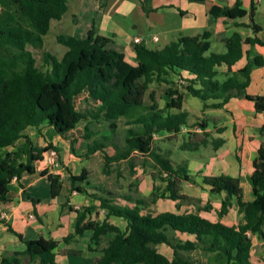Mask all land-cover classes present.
<instances>
[{
  "label": "trees",
  "instance_id": "16d2710c",
  "mask_svg": "<svg viewBox=\"0 0 264 264\" xmlns=\"http://www.w3.org/2000/svg\"><path fill=\"white\" fill-rule=\"evenodd\" d=\"M256 1L249 14L253 28L259 31L261 27L254 20ZM68 9L69 0H0V201L11 200L9 191L13 178L20 179L25 172H35L36 162L43 160L51 149L57 150L53 143L36 145L24 133L26 128L48 122L65 135L85 120L84 138L88 140L85 156L102 151L104 173H111L113 162L130 159L135 152L149 155L165 174L167 184L163 196L177 200L179 206L186 202H194L197 206L196 211L184 213H144L143 209L157 199L156 191L147 197L138 190L132 195L94 185L95 192L90 195L100 200L99 208L105 217L91 219L93 213L98 216L96 205L79 207L75 231L80 234L93 229L92 239L97 244L104 235L113 234L96 264H196L186 259L184 252L197 248L209 253L208 264H251L252 236H264V141L253 163V200L244 199L239 177L228 174L202 177L203 184L210 186L211 192L225 193L219 217L227 214L234 204L238 206L244 218L237 224L203 217L200 210H210L212 205H197L196 200L181 193L180 188L182 180L196 182V175L188 173L187 164H174L169 155L157 152L154 147L155 135L177 134L189 125V112L183 109L185 92L200 98L205 109H212L224 107L235 92L247 89L251 63L224 81L217 78L218 66L233 65L242 57L244 40L241 35L234 33L226 38L227 52L223 54L210 51L212 33L209 30L194 36L181 35L160 49L138 43L137 64H132L123 52L109 47L110 37L100 34L93 26L85 37L57 34V42L67 50L59 57L44 49V69L37 65L29 46L44 48V37L51 29V21L61 19ZM211 13L236 18L246 15L247 10L237 0L233 6H214ZM246 41L264 45L259 37ZM263 62L257 59L258 64ZM182 72L191 77L183 76ZM172 73L181 74L183 91L174 85ZM154 81L169 84L164 106L158 101L156 89L151 88ZM84 92H88V99L94 103L82 111L76 107L75 97ZM246 97L254 102L257 112L264 113V95L248 94ZM121 119L127 126L123 144L114 139ZM102 121L108 124L109 132L97 136L98 131L92 125ZM209 124L204 119L200 123L202 130ZM260 131L264 135V126ZM190 134L191 131H186L188 138L181 144L182 149L197 150L207 143L205 138L192 140ZM20 138L25 141L17 146ZM223 141L222 138L213 140L214 148ZM109 146H114V153H108ZM9 147L15 149L4 152ZM42 173L45 175L47 171ZM89 175L86 167L78 175L70 174L71 188L89 193L86 188L91 184ZM48 178L52 196L56 197L63 189L62 177L51 173ZM111 216L124 219L126 228L111 223ZM9 229L24 240L27 247L11 256H3L0 264H22L25 256L40 264H58V241L44 237L25 240L11 225ZM177 232L195 238L183 240ZM72 237L69 235L64 240ZM160 243L173 248L172 259L159 252L156 246Z\"/></svg>",
  "mask_w": 264,
  "mask_h": 264
},
{
  "label": "crops",
  "instance_id": "0c3cea01",
  "mask_svg": "<svg viewBox=\"0 0 264 264\" xmlns=\"http://www.w3.org/2000/svg\"><path fill=\"white\" fill-rule=\"evenodd\" d=\"M236 2L237 0H69V9L63 17L51 21V28L55 25L56 28L60 27V31L65 30L59 33L78 37H85L90 28L95 26L100 34L111 38L109 47L123 52L132 64H137L136 37H142L144 39L142 43L147 47L160 49L181 35L194 36L209 30L212 33L210 51L223 54L227 52L226 38L234 33L241 35L244 40L242 57L233 65L223 63L218 66L217 78L224 81L245 67L247 63H251L252 70L247 89L235 92L224 107L212 109H205L204 102L194 99V96L187 93L184 95L183 109L189 112V124L193 116L199 115L191 109L192 105H197L198 110L213 118L212 122L208 119L209 117L207 118L210 124L206 130L210 131L211 138L197 149L200 151L204 146L203 149L209 153L206 155L200 151L199 154H195L192 151L196 150L184 149L188 153H184V158L179 160L174 158L169 147L158 145L157 148L154 145L157 152L169 155L176 165L187 164L188 173L196 175V182L182 180L180 188L181 193L193 197L197 205L205 206L209 203L212 205V209H202L200 214L211 221L221 220L227 224L239 223L244 218L243 214L234 204L227 214L222 218L219 217L218 211L221 209L225 193L211 192L210 186L203 184L202 177L220 174L239 177L244 190V199L253 200L251 182L254 171L253 163L264 141V135L260 131V128L264 126V113L257 112L254 102L246 97L248 94L264 95V62L263 64L257 63V59L264 61V45L246 41L254 37L264 40V0L256 1L254 20L261 27L259 31L253 28L249 14L254 0H240L241 6L247 10V14L242 17L229 18L215 16L211 13L214 6H233ZM156 37L157 40L154 39ZM66 50L67 48L63 49L64 52ZM181 74L191 77L187 72ZM181 74H171V80L176 87L181 86ZM159 85L166 86L165 88L169 86L165 82L154 81L151 88L156 89L155 86ZM81 99L84 100L82 108L79 107ZM91 102L94 103L88 99V92L75 97L76 107L82 111L85 110V104ZM80 123L65 135L58 133L48 122L25 129L24 133L29 135L36 145L45 146L53 143L56 146L59 155L58 165L50 163L46 153L43 160L36 162L35 172H25L20 179H12L9 191L11 200L0 201V260L3 256H11L16 251H24L27 247L25 241L9 229L11 225L15 231L23 235L25 240L44 237L58 241L59 245L56 250L58 264H96L102 249L108 245L113 234L104 235L101 242L97 244L92 239L93 229H86L80 234L75 231L76 209L79 207L96 205L98 216L93 213L91 219L103 220L105 217L104 211L99 208L100 200L90 195L95 192L94 185L132 195L135 193L133 187L138 186V192L147 197L156 191L157 199L143 209L144 213L164 211L184 213L197 210L194 202L181 203L179 206L177 200L164 197L162 193L167 182L164 180L165 185L158 187L161 189L159 193L150 176L140 178L138 183H132L137 176L133 174L126 184L122 181L120 183L122 185L115 188L105 184H96L91 177L90 168L91 158L96 153L85 156L86 150L83 153L80 149L82 147L72 146L75 141L78 145L85 139ZM220 128L223 130L221 131ZM219 138L224 141L214 148L213 140ZM24 141V138H20L17 146ZM13 148L4 149V152ZM180 150L183 149L180 148ZM85 167L90 171L91 184L86 185L89 193L73 190L69 180L70 174L78 175ZM43 171H47V174L44 175ZM51 173L60 174L63 181V189L56 197L52 196L51 182L48 178V174ZM109 221L122 229L127 226L126 221L117 216H111ZM262 228L264 231V225ZM69 235L73 237L65 241V237ZM177 236L183 240H194L195 238L193 235L182 232H177ZM252 240L251 264H264V236L253 235ZM156 247L168 258L174 257V250L171 246L160 243ZM184 257L196 264H208L209 253L197 248L185 251ZM22 264L40 263L30 261L29 257L25 256Z\"/></svg>",
  "mask_w": 264,
  "mask_h": 264
},
{
  "label": "rangeland",
  "instance_id": "374dc122",
  "mask_svg": "<svg viewBox=\"0 0 264 264\" xmlns=\"http://www.w3.org/2000/svg\"><path fill=\"white\" fill-rule=\"evenodd\" d=\"M59 32H65L60 31V27L56 28L55 25H52V28L50 29L49 33L45 35V45L44 48H35L33 46H29V48L34 52V55L37 59V65L41 66L42 68L46 69V66L44 65V57H43V51L44 49L49 50L53 54L61 57L64 53L63 49H66L65 46L62 44L58 43L56 40L57 34ZM166 86H155L156 92H157V97L158 101L161 106L165 105L166 102ZM180 90H184V87L181 85ZM186 93V92H185ZM194 99L198 101H202L199 98ZM148 99V98H147ZM84 105V100L81 99L79 101V107L82 108ZM86 108L92 107L90 106V103L85 104ZM191 109L195 110L196 113L199 115L193 116L191 119V123L182 130V132L177 133V134H172V135H160L158 136L157 140H155V146L158 148V145H161V147H169L171 149V152L173 153V156L175 159H183L184 158V153H188L187 150L184 151L180 150L181 144L183 141H185L188 137L185 136L186 131H191L192 134H190V138L192 140L196 141H201L202 138L205 139H210V131L209 130H202L200 123L204 121V119L207 120L210 119L213 120L212 116H207L203 111L198 110L197 105H192ZM85 120H83L80 124L83 127V133H86V129H84L85 125ZM212 122V121H211ZM212 126V125H211ZM126 123L124 119L120 120V127L118 132L114 135V139L116 140L117 143L123 144L124 143V134H125V129H126ZM92 128L96 131H98L97 136H100L101 134H107L109 132V127L108 124L105 121H102L101 123H94L92 125ZM53 129V128H52ZM50 135V134H49ZM76 142V141H75ZM73 143V147L75 146H80V148L83 153L86 150L85 143L88 142V140L84 139L82 143L75 144ZM202 150L201 153L207 155V151H205L204 146L201 147ZM108 153L112 154L115 152L114 146H109L107 148ZM200 151H192V153L199 154ZM82 153V152H81ZM104 153L102 151L96 152V154L91 158V163H90V168L92 170L91 172V177L93 180L96 182V184L102 185H108L112 187L120 186L122 181L123 183H127L128 179H131L133 174L137 175L136 179L133 180L132 183H138L140 178H144L145 176H150L154 180V185L157 187L158 192H161V186H164V177L165 174L160 173V169L158 166H156L155 162L152 160L151 156L143 155L139 152L133 153L132 157L130 159H125L120 162H113L111 164V173L106 174L103 172V166H104ZM190 155V153H189ZM134 175V176H135ZM151 181L150 179H148ZM157 185V186H156ZM134 190H139L138 186L133 187ZM191 204V203H190Z\"/></svg>",
  "mask_w": 264,
  "mask_h": 264
},
{
  "label": "built area",
  "instance_id": "2783aa9c",
  "mask_svg": "<svg viewBox=\"0 0 264 264\" xmlns=\"http://www.w3.org/2000/svg\"><path fill=\"white\" fill-rule=\"evenodd\" d=\"M259 1V0H257ZM155 40H157V37L154 38ZM144 41V39L142 37H136L135 38V42L136 43H142ZM184 80L181 79V83L183 82ZM184 129V128H183ZM159 135H155L156 138H158ZM47 155H48V161L52 164H54L55 166L58 165V151L56 149H51L49 152H47ZM250 234V232H249Z\"/></svg>",
  "mask_w": 264,
  "mask_h": 264
}]
</instances>
